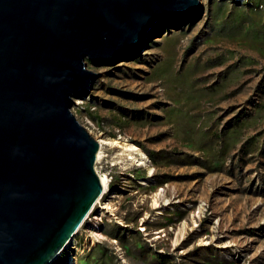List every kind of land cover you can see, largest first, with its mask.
Returning a JSON list of instances; mask_svg holds the SVG:
<instances>
[{"label":"rangeland","instance_id":"1","mask_svg":"<svg viewBox=\"0 0 264 264\" xmlns=\"http://www.w3.org/2000/svg\"><path fill=\"white\" fill-rule=\"evenodd\" d=\"M199 3L85 59L72 112L114 161L51 264H264V0Z\"/></svg>","mask_w":264,"mask_h":264},{"label":"water","instance_id":"2","mask_svg":"<svg viewBox=\"0 0 264 264\" xmlns=\"http://www.w3.org/2000/svg\"><path fill=\"white\" fill-rule=\"evenodd\" d=\"M199 0H0V264H51L103 193L114 155L80 124L86 66L128 54Z\"/></svg>","mask_w":264,"mask_h":264},{"label":"bare ground","instance_id":"3","mask_svg":"<svg viewBox=\"0 0 264 264\" xmlns=\"http://www.w3.org/2000/svg\"><path fill=\"white\" fill-rule=\"evenodd\" d=\"M100 142V144H102V145H104L105 143H103L102 141H99ZM130 150V149H129ZM127 151V150H126ZM107 184H108V181H107V183H106V185L103 187V192H105V189H106V187H107ZM103 194V193H102ZM99 200V199H98ZM96 205V204H95ZM92 210V209H91ZM91 212V211H90Z\"/></svg>","mask_w":264,"mask_h":264}]
</instances>
